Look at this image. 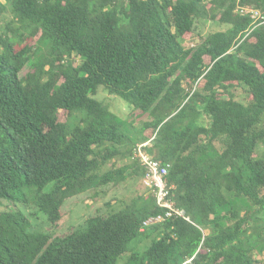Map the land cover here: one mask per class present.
<instances>
[{
    "label": "trees",
    "instance_id": "obj_1",
    "mask_svg": "<svg viewBox=\"0 0 264 264\" xmlns=\"http://www.w3.org/2000/svg\"><path fill=\"white\" fill-rule=\"evenodd\" d=\"M237 7L0 0V199L15 205L0 211V264H264V23ZM201 20L228 27L186 46ZM102 88L147 116L141 132ZM150 139L190 220L143 231L161 209L147 193L51 233L69 198L142 178L133 152Z\"/></svg>",
    "mask_w": 264,
    "mask_h": 264
},
{
    "label": "rangeland",
    "instance_id": "obj_2",
    "mask_svg": "<svg viewBox=\"0 0 264 264\" xmlns=\"http://www.w3.org/2000/svg\"><path fill=\"white\" fill-rule=\"evenodd\" d=\"M227 27V25H224L217 20L197 21L195 30L196 36L187 38L185 44L188 47L198 44L209 34L225 30ZM75 60L79 61L80 59L76 58ZM209 61V58H207V62ZM28 70L29 68L26 67L24 73ZM235 93H237L242 99L247 98L245 94H240L238 90L235 91ZM97 98L104 101L114 113L122 118L124 127H126L132 135L135 134L134 130H138L140 132L142 131V126L147 120V116L141 117V115L138 114V111H133L130 104L122 97L110 94L107 90L102 88L100 89ZM66 119V111H61L60 120L65 121ZM113 162L114 161H110L107 165L110 166ZM125 163H130L131 165L132 161L129 159L128 161H125ZM145 194H147V188L145 187L142 178L140 176L133 175L119 186L109 185L103 188L100 195H94L93 192H87L81 194L80 196L69 198L64 205L61 220L56 224V226L51 228L53 229L51 230V233L54 232V236H65L70 234L74 228L84 224L89 217L98 214H107L112 208H119L123 200H129L138 195L141 196ZM9 202L11 201L7 199H0V211H7L8 209L15 207L13 203ZM107 202H110L111 205L108 206ZM44 229L47 230L46 227ZM147 244H149L148 241L140 243L139 249L144 250ZM260 257H263V255H260ZM128 258L129 255H125L121 260V264H124Z\"/></svg>",
    "mask_w": 264,
    "mask_h": 264
},
{
    "label": "built area",
    "instance_id": "obj_3",
    "mask_svg": "<svg viewBox=\"0 0 264 264\" xmlns=\"http://www.w3.org/2000/svg\"><path fill=\"white\" fill-rule=\"evenodd\" d=\"M237 11L249 14L253 18L255 27L264 23V11L259 8L245 6L238 0ZM152 146V140L138 144L133 152V159L139 161L144 168L143 183L156 198L157 205L161 207L160 212L148 217L142 226L144 231L148 227L160 224L168 219L182 217L190 220L184 208L176 206L171 196L172 186L168 182L171 164H164L150 153L148 147Z\"/></svg>",
    "mask_w": 264,
    "mask_h": 264
},
{
    "label": "clouds",
    "instance_id": "obj_4",
    "mask_svg": "<svg viewBox=\"0 0 264 264\" xmlns=\"http://www.w3.org/2000/svg\"><path fill=\"white\" fill-rule=\"evenodd\" d=\"M150 140H152V139H150ZM148 141H149V140H148ZM145 142H147V141H145ZM142 143H144V142H142ZM138 144H141V143H138ZM138 144H137V145H138ZM137 145L135 146V148L137 147ZM135 148H134V149H135ZM148 148H150V147H148ZM138 162H139V161H138ZM143 176H144V175H143ZM142 180H143V177H142ZM173 188H174V186H173ZM173 188H172V189H173ZM148 192H149V193H152L149 189H147V193H148ZM152 194H153V193H152ZM153 195H154V194H153ZM154 197H155V195H154ZM155 199H156V198H155ZM162 223H163V222H162ZM160 224H161V223H160ZM157 225H158V224H157ZM145 230H146V229H145Z\"/></svg>",
    "mask_w": 264,
    "mask_h": 264
}]
</instances>
